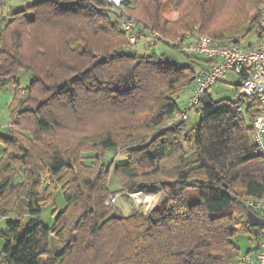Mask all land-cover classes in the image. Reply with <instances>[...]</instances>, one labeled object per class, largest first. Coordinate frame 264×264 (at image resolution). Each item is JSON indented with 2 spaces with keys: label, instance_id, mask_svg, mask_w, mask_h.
Listing matches in <instances>:
<instances>
[{
  "label": "trees",
  "instance_id": "trees-1",
  "mask_svg": "<svg viewBox=\"0 0 264 264\" xmlns=\"http://www.w3.org/2000/svg\"><path fill=\"white\" fill-rule=\"evenodd\" d=\"M262 4L131 0L127 9L185 54L169 41L196 28L220 45L243 43L251 33L260 42ZM165 5L177 20L163 15ZM128 49L107 0H39L0 17V78L14 79L9 111L17 124L0 130V220L20 210L2 232L3 264H236L244 257L241 236L262 240L264 227L255 236L248 219L249 210L260 215L249 198L264 196V160L253 142L260 103L257 96L237 99L249 73L239 76L235 99L201 101L200 122L189 130L187 120L167 121L198 63H166L153 48L128 56ZM21 72L33 76L26 88ZM110 149L126 154L113 168L103 163ZM111 173L120 191L110 190ZM154 184L163 199L149 213L122 215L106 204L110 195ZM58 188L66 206L46 227L39 215ZM190 189L198 191L195 202Z\"/></svg>",
  "mask_w": 264,
  "mask_h": 264
},
{
  "label": "built area",
  "instance_id": "built-area-1",
  "mask_svg": "<svg viewBox=\"0 0 264 264\" xmlns=\"http://www.w3.org/2000/svg\"><path fill=\"white\" fill-rule=\"evenodd\" d=\"M111 8L120 16L121 28L127 33L130 49L139 47L155 48L164 44V36L149 27L140 25L127 9L130 0H107ZM259 23L264 32V5L261 6ZM180 51L186 53L201 54L207 63V68L196 72L193 95L189 101L170 117L167 125L184 121L189 118L192 109L202 101L203 96L228 73L237 76L249 73L237 90V99L257 96L260 106L259 113L253 119L254 127V153L264 160V38L252 48L244 47L243 43L220 45L217 40L207 34L195 36V32H183L171 42ZM239 111L242 110L238 106ZM8 126H14L9 122ZM137 207L151 211L156 205L155 194H145L144 191L128 193ZM119 198V194L110 195L106 204L113 205ZM248 203L255 207L260 216L264 218V196L250 197ZM243 260L248 264H264V233L261 246L254 256L246 255Z\"/></svg>",
  "mask_w": 264,
  "mask_h": 264
},
{
  "label": "rangeland",
  "instance_id": "rangeland-1",
  "mask_svg": "<svg viewBox=\"0 0 264 264\" xmlns=\"http://www.w3.org/2000/svg\"><path fill=\"white\" fill-rule=\"evenodd\" d=\"M39 1V0H4V4L0 7V17L6 18V20L9 18V15L14 13L16 10H20L23 8H26L27 6H30L32 3ZM131 1V0H130ZM263 5V4H262ZM261 5V6H262ZM163 15L172 21H175L178 19L179 14L177 11H175L171 6L165 5L163 7L162 11ZM131 14V13H130ZM134 17V16H133ZM135 18V17H134ZM136 19V18H135ZM142 25V24H140ZM193 32V30H191ZM195 36H198L200 32L198 29H194ZM182 33V32H181ZM180 33V34H181ZM202 34V33H201ZM165 38V37H164ZM165 42L168 41L166 38L164 40ZM169 41V42H173ZM164 44H159L156 46V53L157 55H161L162 53L169 54L170 56L176 57L178 62L181 65H186L191 61H194L196 63L203 62L205 58L201 54H196V53H179L172 48H170L168 45ZM248 43H253V45H257L259 43L258 38L256 34L251 33L250 36L247 37L243 41V45H247ZM138 54H149L150 50L148 47H139L137 49ZM195 69L197 70V65H195ZM33 76L30 73L27 72H21L18 76V81L20 83V86L22 88H26L30 81L32 80ZM240 83V77L233 74V73H228L222 81L214 85L210 89V93L213 96V99L215 101L221 100V99H228V100H233L235 99V87L237 84ZM15 83L14 79L12 77L8 78H0V130L4 131L6 130V126L8 125L9 122H12L10 120V111L9 107L10 104L13 101V97L15 94ZM193 89H194V83H191L190 85L186 86L183 90H181L176 96L175 99L179 105L180 108H182L192 97L193 95ZM201 119V114L197 110V108H194L191 110L189 114V118L187 119V124H188V129L192 130L195 128ZM14 123L15 127L17 124ZM99 125V124H98ZM96 124H94L92 127L95 128ZM11 126H8V128ZM4 151V145L0 141V158L3 155ZM91 154H86L88 157ZM126 158V154L124 150L117 149V150H108L107 155L105 159L103 160V163L105 164H111L112 168L114 164L120 160H124ZM92 160L89 158L87 159V162L90 163ZM109 188L111 191H120L121 190V181L119 178H117L113 173L110 174L109 179ZM141 191H144L145 194H155L154 201H156V205L160 203V201L163 199V193L158 188L157 185H146ZM56 190H53L54 193V203L52 204H47L46 206L43 207L41 214L39 215V218L42 222V224L46 227H52L55 223L56 216L59 212L65 209L66 202L63 196V193L60 188H58V192ZM119 198L118 200L113 204L114 208L117 212H120L122 215H128L134 210H140L144 213H149V210H146L148 212H145L144 209H140L137 207L135 204L134 200L129 196L128 193H118ZM190 197L192 201H197L198 200V191L196 189H190L189 191ZM155 205V206H156ZM154 206V207H155ZM20 210L15 211L11 213L7 218L1 219L0 220V253L4 249V246L6 244V240L4 239L2 232L5 230V226L7 221L15 219L17 216H19ZM28 216L26 215L24 217V220H27ZM78 223V222H77ZM77 226V225H76ZM52 245L54 248L57 247V244L53 241ZM64 248V247H62ZM0 264H3L0 262Z\"/></svg>",
  "mask_w": 264,
  "mask_h": 264
},
{
  "label": "water",
  "instance_id": "water-1",
  "mask_svg": "<svg viewBox=\"0 0 264 264\" xmlns=\"http://www.w3.org/2000/svg\"><path fill=\"white\" fill-rule=\"evenodd\" d=\"M152 52L155 53L156 49L153 48ZM126 54L128 56H136L137 55V50L136 49H128ZM165 62L166 63H173L174 65H178V60L176 57L170 56L169 54L165 55ZM101 60V59H100ZM90 69L87 68L86 70L83 71V73L88 72ZM79 74L75 75L74 77L71 78V81H74L75 79L79 78ZM61 88V87H60ZM211 101L209 94L206 93L203 98H202V102L204 104H207ZM228 195L232 198L235 199V196L231 193L228 192ZM248 219L250 222V225L253 227V232L255 236H260L261 234V229L260 227H264V218L262 216H260L258 213L254 212L253 210H249L248 211ZM77 222L75 223L74 227H76ZM261 246V240L257 241V248L259 249ZM61 251H63V248H61Z\"/></svg>",
  "mask_w": 264,
  "mask_h": 264
},
{
  "label": "crops",
  "instance_id": "crops-1",
  "mask_svg": "<svg viewBox=\"0 0 264 264\" xmlns=\"http://www.w3.org/2000/svg\"><path fill=\"white\" fill-rule=\"evenodd\" d=\"M207 68V63L206 61L204 60L203 62H199L198 65H197V71L199 70H202V69H205ZM222 81V80H221ZM220 82V81H219ZM218 82V83H219ZM236 88V87H235ZM235 93H236V89H235ZM209 97H212V94L210 93V90H209ZM257 239L252 237L251 235H245V236H241L239 239H238V243L240 244V246L242 247L243 249V252H244V256H246L245 254L250 251V250H254V248H257ZM258 250V248H257ZM256 251L252 252L251 253V256H254L256 255ZM236 264H248V262L244 261L243 258L240 259V261H238Z\"/></svg>",
  "mask_w": 264,
  "mask_h": 264
}]
</instances>
